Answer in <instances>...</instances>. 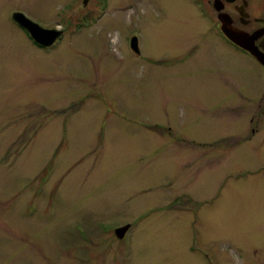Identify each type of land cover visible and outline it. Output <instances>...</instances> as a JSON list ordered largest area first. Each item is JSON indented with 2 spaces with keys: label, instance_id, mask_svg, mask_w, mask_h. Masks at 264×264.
<instances>
[{
  "label": "rangeland",
  "instance_id": "1",
  "mask_svg": "<svg viewBox=\"0 0 264 264\" xmlns=\"http://www.w3.org/2000/svg\"><path fill=\"white\" fill-rule=\"evenodd\" d=\"M210 27L196 0H0V264H264V68Z\"/></svg>",
  "mask_w": 264,
  "mask_h": 264
},
{
  "label": "flooded vegetation",
  "instance_id": "2",
  "mask_svg": "<svg viewBox=\"0 0 264 264\" xmlns=\"http://www.w3.org/2000/svg\"><path fill=\"white\" fill-rule=\"evenodd\" d=\"M211 24L210 30L231 50H238L264 68V0H196ZM251 45L254 53L236 44L228 33ZM140 58V57H138Z\"/></svg>",
  "mask_w": 264,
  "mask_h": 264
},
{
  "label": "water",
  "instance_id": "3",
  "mask_svg": "<svg viewBox=\"0 0 264 264\" xmlns=\"http://www.w3.org/2000/svg\"><path fill=\"white\" fill-rule=\"evenodd\" d=\"M88 0H84V4L87 3ZM14 20H16L19 25L26 28L30 33L32 38L37 41L38 43L45 45V46H52L56 39L61 35V33L54 29H46L40 26L39 24L35 23L31 19L27 18L23 13L16 12L13 14ZM228 37L233 40L235 43H237L240 46L246 47L249 50H251L254 53V50L252 49L251 45H247L242 43L238 36L231 34L227 32ZM131 47L134 50V52H137V54L140 53L139 44L137 37H133L131 40ZM129 225L118 228L116 230L117 236L119 238L124 237L126 231L128 230Z\"/></svg>",
  "mask_w": 264,
  "mask_h": 264
},
{
  "label": "bare ground",
  "instance_id": "4",
  "mask_svg": "<svg viewBox=\"0 0 264 264\" xmlns=\"http://www.w3.org/2000/svg\"><path fill=\"white\" fill-rule=\"evenodd\" d=\"M132 239V238H131Z\"/></svg>",
  "mask_w": 264,
  "mask_h": 264
}]
</instances>
